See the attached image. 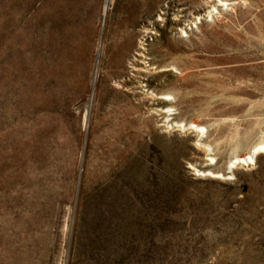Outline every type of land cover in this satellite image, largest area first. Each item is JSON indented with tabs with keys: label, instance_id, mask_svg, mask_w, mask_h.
Instances as JSON below:
<instances>
[{
	"label": "rangeland",
	"instance_id": "obj_1",
	"mask_svg": "<svg viewBox=\"0 0 264 264\" xmlns=\"http://www.w3.org/2000/svg\"><path fill=\"white\" fill-rule=\"evenodd\" d=\"M216 4L0 0V264H264V0Z\"/></svg>",
	"mask_w": 264,
	"mask_h": 264
},
{
	"label": "bare ground",
	"instance_id": "obj_2",
	"mask_svg": "<svg viewBox=\"0 0 264 264\" xmlns=\"http://www.w3.org/2000/svg\"><path fill=\"white\" fill-rule=\"evenodd\" d=\"M227 1H229V0H218V4H216L214 6H216V7L218 6V7L223 8L225 5H227ZM214 6H212V7H214ZM211 12H215V9L213 8ZM138 55L142 56L141 53H138ZM139 69H140V67H139ZM195 127L198 128L199 132H202L205 130L203 127H197V126H195ZM259 153L264 154V144H261V145L255 147L253 149V151L250 154L246 155L245 157L236 158L235 161L231 162V166H229L230 169L235 168V164H239V163L245 164V165L253 164L256 155Z\"/></svg>",
	"mask_w": 264,
	"mask_h": 264
}]
</instances>
